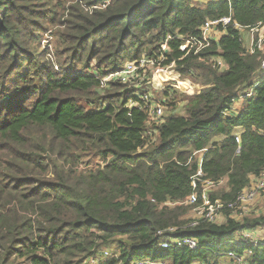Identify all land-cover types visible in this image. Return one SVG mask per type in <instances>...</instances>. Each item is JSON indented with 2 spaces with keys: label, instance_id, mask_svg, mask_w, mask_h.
I'll list each match as a JSON object with an SVG mask.
<instances>
[{
  "label": "trees",
  "instance_id": "1",
  "mask_svg": "<svg viewBox=\"0 0 264 264\" xmlns=\"http://www.w3.org/2000/svg\"><path fill=\"white\" fill-rule=\"evenodd\" d=\"M225 17L221 37L185 55L181 39ZM233 23L264 26V0H0V264H222L245 253L242 233L264 227V214L238 221L224 212L218 225L187 227L193 207L179 205L199 168L201 180L224 183L210 197L225 202L264 171L263 55L245 54ZM52 29L62 57L53 63L41 45ZM167 37L180 40L161 52ZM160 53L180 79L204 88L191 96L165 89L170 112L147 126L145 111L128 107L130 90L99 81ZM238 100L243 106L225 116ZM170 228L200 249H163ZM106 245L114 253L103 258ZM247 260L264 264V241Z\"/></svg>",
  "mask_w": 264,
  "mask_h": 264
},
{
  "label": "built area",
  "instance_id": "2",
  "mask_svg": "<svg viewBox=\"0 0 264 264\" xmlns=\"http://www.w3.org/2000/svg\"><path fill=\"white\" fill-rule=\"evenodd\" d=\"M195 3H209L214 1H223L230 5L232 0H193ZM231 19L225 17L219 20L206 21L200 28V35L198 37H190L188 39H181L183 41V47L185 50V55L197 56L201 51L208 48L212 42H215L221 35L224 34L225 28L230 25ZM233 28L237 29L241 34L247 30H243L238 24L233 23ZM251 33L256 32L259 34L260 38L256 42L253 38L246 41V45L243 42L245 49V54L252 55L255 51H263L261 48V40L264 38V26H259L255 29L249 30ZM262 35V36H261ZM177 39L179 37H167L166 40L160 44V51L167 53V41ZM215 59V58H213ZM212 59V60H213ZM218 59V58H217ZM211 64L214 68L222 72L225 69L224 63L218 59L217 61H212ZM165 56L160 53L156 59L150 58L147 55H143L140 59L128 62L124 64L121 69L116 72L108 73L103 76L99 81V86L101 89L108 87L110 83L121 84L126 87L127 90L131 91V98L128 100V107L138 108L145 111L147 115V126H158L163 122L162 109L164 99L158 101L154 95L156 92L163 90L164 88L172 85V87H180V82H188L193 86L195 85L189 80L180 79V75L174 71V63L171 62L169 65H164ZM168 73L172 75H177V79L169 76ZM176 73V74H175ZM264 73V55L260 64V74ZM163 76L161 82L158 79ZM164 80V81H163ZM257 84H254L255 88ZM178 89V88H176ZM165 90V89H164ZM163 90V91H164ZM179 91H182L180 88ZM188 93V91H183ZM195 90L192 92L194 93ZM199 93V92H197ZM196 93V94H197ZM195 95V94H194ZM248 98L252 97V91L245 94ZM160 100V99H159ZM161 104V106H159ZM234 113V104L226 110L224 115H229ZM152 130H148L146 133L148 135L155 134ZM236 144H239V138L235 137ZM200 164V163H199ZM202 173L200 168L196 173V176L191 178V194L184 200V202L179 203V205L191 206L192 212L194 213L193 218L188 223L187 227H195L200 222H206L211 224H220L224 219V212H228L231 217L238 219L234 214H238L241 217L242 213L249 214L250 209L248 205L261 194L264 193V171L255 178H252L249 185L242 189L237 196L229 202L222 201L221 199H216L212 201L210 194L214 191L216 184L214 185L208 180H201ZM200 185V191H198ZM220 184V183H219ZM218 184V185H219ZM169 206H174L176 203H167ZM246 216V215H245ZM175 228H170L168 234L164 237V242L161 244L163 249H168L171 247L186 248L189 251H197L200 249L198 243L191 238H176L174 236ZM162 235L161 232L158 233ZM261 241H264V227L258 228L253 232L244 231L242 233V243L247 247L245 253L241 256L235 253H229L227 258L232 261L231 264H247L248 257L251 255V247L256 246ZM94 264V261H90ZM138 264H173L167 261H143ZM188 264H205L203 262H193Z\"/></svg>",
  "mask_w": 264,
  "mask_h": 264
},
{
  "label": "rangeland",
  "instance_id": "3",
  "mask_svg": "<svg viewBox=\"0 0 264 264\" xmlns=\"http://www.w3.org/2000/svg\"><path fill=\"white\" fill-rule=\"evenodd\" d=\"M194 2V1H193ZM88 8H85L83 7V10L84 11H88L87 10ZM58 27H56L55 29H57ZM53 32V29L48 31L43 39L41 40V45L42 47L45 46V49L48 50L46 56L50 59L49 61H51L53 63V60L55 61V59L57 61H61L62 60V57L60 55L61 51L57 54L55 52V50L53 49V47H55V44H56V41H55V37L52 36V33ZM262 36V35H261ZM250 38H253L254 41H258L260 36L258 33L256 32H250V31H245L243 34H241V39H242V42H244V44L246 45V41L245 40H248ZM261 48L264 50V38H262L261 40ZM261 54H263V51H261ZM218 59L215 58L213 59L212 61H217ZM212 63V62H210ZM61 66H63L64 68H66L68 70V72H73L75 70H81L83 68V65L82 64H77V65H66L64 63L61 64ZM92 67L94 68V63H92ZM56 68L57 70L60 72V65L56 64ZM176 74V73H175ZM169 76L173 77L174 79H177V75H172V73H168ZM260 79H264V73H261L259 76H258ZM159 82L162 81V77H160L158 79ZM164 81V80H163ZM195 85H199V86H196L197 89L195 88V86L191 85L190 83L188 82H180V87H176V88H180L182 91H180L181 93H184L186 95H194L196 94L197 92H200L204 87L201 86L200 84H195ZM174 87H172V85H169L168 87L164 88V89H173ZM175 88V89H176ZM163 89V90H164ZM177 89V90H178ZM159 91V92H156L154 97L155 98H159L157 99L158 101H161V93L162 91ZM195 90L194 93H192L193 91ZM183 91H188V93L186 92H183ZM245 92H243L242 94H244ZM161 106V104L159 105ZM243 106V100H238L236 103H234V112L239 110L241 107ZM183 108H182V105L180 104L179 106H177V112L176 114H179L181 115L182 114V111ZM170 111L167 110V108L164 106V103H163V109H162V117H164L165 115H167L166 113H168ZM155 138L152 137L151 138V141L154 140ZM200 155V154H199ZM95 162H97V160H95ZM89 169H93V168H89ZM224 186V183L221 182L220 185H218L214 190V192H217L218 190H220L222 187ZM248 209H250L249 211V214H245L242 213L241 217L238 216V214H234V216L238 217V221H240L243 217H255V216H259V215H262L264 214V193H261L255 200L254 202H252L251 205H248ZM189 215V219L191 220L194 216V213L192 211H190V213L188 214ZM187 215V216H188ZM106 250V251H104ZM103 252V258L105 257H108L110 255V253H114V247L112 245H106V248H102L100 250V252ZM140 259H135L132 263L133 264H138L139 262H143L144 260H140ZM222 264H230L229 262V259L226 257Z\"/></svg>",
  "mask_w": 264,
  "mask_h": 264
},
{
  "label": "water",
  "instance_id": "4",
  "mask_svg": "<svg viewBox=\"0 0 264 264\" xmlns=\"http://www.w3.org/2000/svg\"><path fill=\"white\" fill-rule=\"evenodd\" d=\"M127 120H128V122H129V120H130V116H128Z\"/></svg>",
  "mask_w": 264,
  "mask_h": 264
},
{
  "label": "bare ground",
  "instance_id": "5",
  "mask_svg": "<svg viewBox=\"0 0 264 264\" xmlns=\"http://www.w3.org/2000/svg\"><path fill=\"white\" fill-rule=\"evenodd\" d=\"M162 77V79H164V77L163 76H161Z\"/></svg>",
  "mask_w": 264,
  "mask_h": 264
}]
</instances>
